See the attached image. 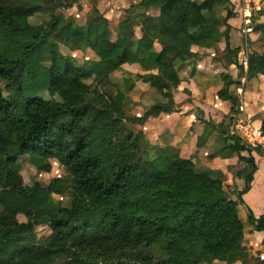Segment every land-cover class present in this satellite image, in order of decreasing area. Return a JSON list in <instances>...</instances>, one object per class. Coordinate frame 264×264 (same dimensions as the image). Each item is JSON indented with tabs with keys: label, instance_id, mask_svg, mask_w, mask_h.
<instances>
[{
	"label": "trees",
	"instance_id": "trees-1",
	"mask_svg": "<svg viewBox=\"0 0 264 264\" xmlns=\"http://www.w3.org/2000/svg\"><path fill=\"white\" fill-rule=\"evenodd\" d=\"M80 1L0 0V8L11 11L0 21V113L17 146L0 154V164L21 177L19 182L0 184V264H213L215 260L264 264L243 244L245 223L238 209L258 165L252 148L230 133L231 114L241 105L232 87L241 84L242 76L264 74V52L251 50L247 68L239 61L243 46L232 47L230 41L232 2L130 0L125 18L116 26L98 7L100 0L88 5ZM75 3L85 16L83 23L57 11ZM152 8L159 13H149ZM40 12L48 17L33 23ZM23 19L33 29V38H10L4 29L18 28ZM221 38L226 41L222 62L227 71L222 72L225 83L218 96L230 101L231 108L227 120L212 125L245 163L236 171L245 180L243 188L234 189L238 199L231 197L233 190L222 178L198 170L192 159L160 149L152 155L144 132L135 125L162 111H175V104L156 102L143 115H130L124 95L110 78L125 64L158 69L137 78L170 99L180 79L172 83L167 70L176 71L177 61L197 58L193 45L212 46ZM156 42L162 45L160 51H154ZM61 45L93 52L98 59L79 64ZM166 57L173 60L167 62ZM59 61L63 66L55 80ZM232 64L239 70L238 79L228 71ZM133 80L125 78L127 89ZM62 88L67 95L61 94ZM45 92L53 97H45ZM261 127L264 130V119ZM27 153L40 157L41 170L50 171L51 159H57L71 178L54 177L47 188L50 193L70 189L71 197L68 205L35 210L21 220L23 195L35 197L34 184L24 182L18 167L19 156ZM247 220L255 230L264 231V213L256 216L250 209ZM41 225L50 234L38 239ZM179 243L201 245L202 256L183 260Z\"/></svg>",
	"mask_w": 264,
	"mask_h": 264
},
{
	"label": "crops",
	"instance_id": "crops-1",
	"mask_svg": "<svg viewBox=\"0 0 264 264\" xmlns=\"http://www.w3.org/2000/svg\"><path fill=\"white\" fill-rule=\"evenodd\" d=\"M230 1L235 12V15L228 20L230 41L232 47L243 46L238 56L241 62L247 51L248 53L251 50L264 52V0ZM130 3V0H100L98 7L117 26L118 22L125 18ZM248 6L253 10L251 22H246L243 14ZM149 13L157 15L159 9L152 8ZM223 29L224 27H221L220 31ZM136 33L141 36L139 26H136ZM161 48L162 45L156 42L154 51H160ZM192 50L199 55L197 58L176 62L174 74L180 79V83L175 86V92L170 93V99L164 98L151 88L149 83L137 78V74L158 72V69L150 70L139 63L125 64L111 73L110 78L113 80V75L121 77L119 82H113L118 85V91L124 95L127 102L125 109L130 115H143L147 108L156 102H163V106L175 104V111H162L157 116L149 117L143 125H135L137 131L144 132V142L152 155L160 149L168 154L176 153L192 159L198 170L211 171L222 178L225 186L233 190L230 193L231 197L238 199L234 189L243 188L245 180L242 176H237L236 171L245 166V163L240 162L236 151L226 147L228 141L225 135L219 133L212 125L214 122L221 123L227 120L231 108L230 101L218 96V91L225 83L222 72L227 71L222 62L226 54V41L221 38L212 46L195 44ZM81 51L78 49L75 53ZM88 53L91 59H98L93 52ZM171 57H166L165 61H172ZM228 71L234 79L239 78V70L235 64L230 65ZM125 78L134 79L131 89L125 87L123 82ZM232 89L240 96L243 114L256 126H261L264 119V74L259 73L252 79L242 76L241 84L233 85ZM201 118L206 120L205 123L199 122L198 119ZM252 154L258 169L254 174L251 189L244 193L238 209L245 223L243 244L250 255H257L264 252V231L255 230L248 222L247 216L250 209L256 216L264 213V190L261 189L264 182V157L259 153ZM215 263L227 264L220 260H215L213 264Z\"/></svg>",
	"mask_w": 264,
	"mask_h": 264
},
{
	"label": "rangeland",
	"instance_id": "rangeland-1",
	"mask_svg": "<svg viewBox=\"0 0 264 264\" xmlns=\"http://www.w3.org/2000/svg\"><path fill=\"white\" fill-rule=\"evenodd\" d=\"M64 2H70V0H63ZM91 0H83L80 2H83V4H87ZM79 3H75L72 7H60L57 9V11L62 12L65 14V16H70L74 18V21L76 23H83L84 17L81 16V11L78 10ZM84 7V5H82ZM87 9L88 7H84ZM86 11V10H85ZM10 8H0V21L3 20L5 17L10 15ZM80 15V16H79ZM66 16V17H67ZM48 14L44 12H40L36 14L31 21L33 23H37L42 21L44 18H47ZM4 32L10 37V38H19V39H32L34 36L33 29L29 28L27 26V20L23 19L21 21V24L18 28H5ZM80 35V34H79ZM42 49V45L36 49V53L39 54ZM61 49L65 54H73L72 56L75 57L77 62L79 64L83 63L87 59H91V55L88 52H76L74 50H70L68 47L66 48L64 45H61ZM9 54H13L12 51L9 52ZM63 66V61L57 62L55 72H53V77L56 79L59 78V69ZM167 76L171 79L172 83H175L177 81L176 74H174V69L167 70ZM114 82H119L121 80V77H118V75L112 76ZM133 80V79H132ZM134 81V80H133ZM62 95H67V89L62 88L60 90ZM175 92V88L172 89L170 93ZM138 93V92H136ZM125 94V93H124ZM44 96L47 98L53 97L51 92H45ZM199 122L205 123V119L201 118L198 119ZM197 123V121H196ZM232 129V128H231ZM225 141V140H224ZM8 142V146H6ZM11 142V143H10ZM16 144L14 142V138L12 139L10 133L7 131L5 126V118L0 113V154H5L6 152H13L16 150ZM247 154L248 152L245 151ZM260 155V154H259ZM41 159L36 154L27 153L24 155L19 156L18 159V167L21 169V174L24 178V182L26 184H34V192L35 197L34 199L31 198L30 194H24L22 197V203L24 205V212L19 215V218L21 220H26L32 215H34L35 210H41L46 211L48 208H56L58 206L68 205L70 202L71 197V191L70 189H65L62 193H50V191L47 188V185L54 177H64L67 179L71 178V174L66 170V168L61 165L57 159L52 158L51 159V170H41L40 167ZM20 175L17 174V172L13 171L10 167L0 164V184H3L4 182H19ZM38 182L39 184L35 183ZM263 187L261 188L264 190V182L262 183ZM37 238L42 239L45 238L50 234V229L47 226L41 225L37 227L36 230ZM197 243H201L200 241H197ZM197 243L187 244V243H179L180 252L183 256L181 258L183 260H190L195 257H200L203 254L201 249V245H198ZM202 244V243H201ZM6 250V247H5ZM8 250V249H7ZM11 250H8L10 252ZM187 254V255H185ZM257 256L260 257V254H257ZM215 264H221V263H215Z\"/></svg>",
	"mask_w": 264,
	"mask_h": 264
},
{
	"label": "built area",
	"instance_id": "built-area-1",
	"mask_svg": "<svg viewBox=\"0 0 264 264\" xmlns=\"http://www.w3.org/2000/svg\"><path fill=\"white\" fill-rule=\"evenodd\" d=\"M243 14L246 22H251L253 16L252 7L248 6L244 9ZM245 67L248 66V51L245 52L244 58L241 61ZM243 106L240 105L237 113H232V123L230 133L238 135L244 144L252 148L253 153H259L264 157V130L261 126H256L248 116L243 114ZM261 259L264 260V252L260 253Z\"/></svg>",
	"mask_w": 264,
	"mask_h": 264
}]
</instances>
